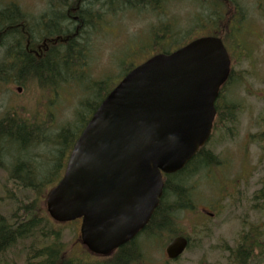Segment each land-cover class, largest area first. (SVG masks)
Wrapping results in <instances>:
<instances>
[{"label":"rangeland","instance_id":"374dc122","mask_svg":"<svg viewBox=\"0 0 264 264\" xmlns=\"http://www.w3.org/2000/svg\"><path fill=\"white\" fill-rule=\"evenodd\" d=\"M9 1L15 2L32 19L46 12L50 3L49 0ZM234 1L240 9L238 20L241 27L237 39L245 45L248 53L247 57L241 53L238 61V57L233 56V79L236 86H232L230 93L232 100L240 107V112L236 124L226 123L223 131L218 127L205 147L213 151L220 164L210 169L207 176L200 169L201 173L198 172L187 182L198 211H187L179 216L176 227L179 232L189 236L190 245L177 262L169 264H229L232 262L231 249L239 244L240 236L248 231L258 232L260 245L256 250V260L250 264H264V211L258 210L253 201V194L264 179V155L259 145L252 143L251 139V136L264 130V0ZM215 3L217 7L214 8L212 0H167L160 4L161 14L156 17L144 14L141 9L138 11L140 13L124 10L115 17L106 18V23L99 24L91 38L92 49L85 59L84 68L80 71L78 68L71 74L63 72L64 79L68 77L67 82L60 81L49 88L33 82L21 92L17 91L16 86L0 84V118L14 108L21 117L42 121L41 127L50 135L44 132V139H54L55 133L69 123L73 129L65 144L69 147L81 126L80 122L74 120L79 104L84 101L93 106L104 92L119 82L125 68L139 64L151 54L149 51L144 52L143 47L154 28L167 24L166 21H175V28L182 33V37L178 36L171 47L182 44L192 36L205 35L208 30H201L198 25H203L208 15H213V18L217 17L215 14L221 15L218 12V0ZM228 19L224 26L234 28L235 19H230V22ZM89 40L90 36L84 44L86 50ZM228 48L232 50L231 46ZM55 80L53 76L52 82ZM89 111L90 108L87 109ZM87 112L83 115H87ZM4 148L9 157L3 155L0 159V215L11 220L15 210L24 209L38 198L32 189L24 188L20 182L17 185L10 179L14 168L32 167L39 171L43 175L39 181L43 184L41 192L44 195L61 178L67 152L51 145L39 146L36 151L28 146L26 153L20 151L16 144ZM259 157L263 160L257 159ZM32 180L29 174L25 181ZM228 193H231L229 198L223 200L222 196ZM39 205L44 217L48 218L44 202ZM203 208L209 214L204 213ZM51 226L60 234L65 252L84 256V248L76 245L79 223H51ZM139 241L142 244L145 242L143 239ZM30 245V240L24 242L25 247ZM166 245L165 237L146 241L143 246L145 260L140 264L168 262L165 256ZM4 258L9 260V264H24L25 255L21 246H14ZM85 261L99 263V260L89 256H86Z\"/></svg>","mask_w":264,"mask_h":264},{"label":"water","instance_id":"95a60500","mask_svg":"<svg viewBox=\"0 0 264 264\" xmlns=\"http://www.w3.org/2000/svg\"><path fill=\"white\" fill-rule=\"evenodd\" d=\"M219 38L202 37L130 70L78 136L45 199L50 219L81 220L80 243L108 256L144 229L163 192L162 174L183 169L208 141L214 103L229 76ZM187 241L167 246L177 259Z\"/></svg>","mask_w":264,"mask_h":264},{"label":"trees","instance_id":"16d2710c","mask_svg":"<svg viewBox=\"0 0 264 264\" xmlns=\"http://www.w3.org/2000/svg\"><path fill=\"white\" fill-rule=\"evenodd\" d=\"M49 1L48 10L37 19H32L31 16L23 13L15 2L0 0V84L8 86L5 81L11 77L12 72H17V76L24 78L26 70L30 74V81L25 83L23 79H18L17 86L26 88L35 82L39 86L49 88L60 81L61 83L67 82L68 77L64 79L63 72L71 74L78 68L79 71L84 68L85 59L88 58L92 49L91 38L99 24L106 23V11H108V17H115L118 12L133 13L142 9L141 12L144 14L149 13L150 16L156 17L161 14L160 4L167 0H80L81 8L78 14L74 9L77 4L76 0ZM215 1L212 0L214 8L217 7ZM235 2L234 0H218V7L223 9L220 12L221 15L215 14L217 17L214 18L213 15H208L204 24L198 25L199 29L208 30V32L200 36L219 37L224 44H227L228 39L233 36L234 29L231 26H224V23L228 19V6H234ZM230 19L232 18L227 21L230 22ZM165 23L167 24H161L149 33L143 50L144 52L149 51L151 54L141 62L157 53H169L170 50H175L198 37L192 36L182 44L171 47L178 36L182 37V33L180 34L175 28V21H166ZM89 36V47L86 50L84 44ZM230 56L233 59L231 52ZM133 67L125 68L123 76ZM53 76L56 77L54 82H52ZM115 85L104 92L93 106L84 101L79 104L80 107L75 113L74 120L80 122L81 126L79 132L71 139L69 147L65 146L71 136V130H73L69 123L55 133L54 139H44L42 138L44 132L48 136L50 135L41 127L40 122L42 121H31V124L27 121L28 127H26L25 118L21 117L14 108L9 110L0 118V159L3 155L9 157L3 149H5L4 146L10 144H16L20 151L25 153L28 146L35 151L43 145L57 146L67 152V159L74 142L91 115ZM222 90L223 88L220 92ZM89 108L88 113L87 109ZM236 108L240 110L238 105ZM215 110L217 113L219 112L218 106L215 107ZM85 112L87 115L84 116ZM219 124L220 116L215 120L214 130L218 129ZM34 131L36 132L33 137ZM251 139L252 143L259 145L262 155H264V130L251 136ZM219 164L220 160L213 151L201 148L183 169L164 177L162 197L142 233L145 239L160 240L165 237L167 244L177 236L189 239L188 235L179 232L176 227L181 214L187 211L191 213L198 211L193 204V192L187 186V182L194 178L198 172L201 173L200 169H203L204 175L207 176L210 169ZM29 174L32 176V182L25 181ZM42 176L32 167L30 169L26 167L14 168L13 174L10 176L15 184L20 185L21 183L24 188L32 189L38 194V198L31 201L24 209L15 210L11 220L0 215L1 263L9 264V260L4 257L14 246H21L22 253L25 255L24 264H89L85 261L87 253L84 256H78L70 251L65 252L64 245L60 242V234L53 229L51 220L45 218L44 212L41 211L42 209L40 210L39 203H43L46 196L41 192L43 184L39 178ZM255 198L264 201V179L259 184ZM262 203L264 204V202ZM199 217L202 218V215ZM258 238L257 231L244 232L240 236L239 244L230 251L231 254L237 255L233 258L237 264H247L250 259L255 257V250L260 247ZM27 240L31 241L29 247L24 246V242ZM135 252L136 250L130 246H122L115 252L116 255L113 258H105L103 263L94 264H133L136 262L132 261L135 260L133 258Z\"/></svg>","mask_w":264,"mask_h":264},{"label":"flooded vegetation","instance_id":"af4514ba","mask_svg":"<svg viewBox=\"0 0 264 264\" xmlns=\"http://www.w3.org/2000/svg\"><path fill=\"white\" fill-rule=\"evenodd\" d=\"M80 4H81L80 0H77L76 7L74 8L76 10L77 14L80 12L79 11L80 8H81L80 7ZM230 5H232V4H230ZM236 6H237V4H236ZM236 6H235V3H234V6H231V7L228 6V8H227V14L230 15V18L235 19V20H233L234 21L233 36L228 39L227 43H228V46H231L232 47L233 56L234 57H238L236 59V61H238L239 58H241V55H240L241 53L245 57L248 56L247 55L248 53L246 54V51L247 50H246L245 45L244 44H241L240 41H238V39H237L238 32H239V28L241 26L239 25V20H238V16H240V12H239L240 9L238 8V6L237 7ZM230 9H231V12H230ZM218 10H219V12H221V10H223V9H221L220 7H218ZM105 14H106V18H108V11H106ZM75 19H77V18L75 17ZM222 29H223V27H222ZM224 46H226V49H227V44H224ZM227 51H228V49H227ZM228 54H229V52H228ZM229 56H230V54H229ZM230 62H231L230 75L228 77L227 82L223 86L222 92L219 93L218 98L216 99V102H215V105L218 106V109H219V112L218 113L216 112L215 120L218 118V116H220L219 128L222 131L226 128V123L232 124V125H235L236 124V117H237L238 113L240 112V110L238 108H236L235 101H233L232 98H231L230 89H232V86H236V83H235V81L233 79V62H232V59L231 58H230ZM18 79H23L24 82L27 83V82L30 81V74H28L27 73V70H26L24 78H20L19 76H17V72H12L11 73V77H8L5 82L8 84V86H16L17 87V91L21 92L22 89H23V87L16 85L18 83L17 82ZM25 120H26V127H28L27 121L28 122H31V118H27V116H25ZM213 133H214V131H212V134ZM223 137H224V134H223ZM257 159L263 160V158H260V157L257 158ZM255 193L256 192H254V194H253V197H254L253 198V201L261 207L262 210H260V211H264V204L262 203L264 201L263 200L256 199L255 198ZM230 194L231 193H228L227 195L224 194L222 196V199L223 200L228 199L229 198L228 196ZM202 211L204 213L209 214L204 209ZM137 239L138 238L129 241L124 246H130L131 248H134V250H136V252L133 254V258L136 259L135 261H137V264H140V262L143 261L140 258L143 257L142 252H144V250H143V244L144 243L142 244V242H140ZM188 245H189V240H188ZM256 250H255V253H254L255 254V257H253L252 259H250L247 264H250V263H252V262H254L256 260V256H257ZM115 255H116L115 253L112 254V255H110L108 257V259L113 258ZM230 256L233 259L237 255L230 254ZM108 261H110V260H108ZM175 262H177V260L176 261H173V262H170V261L166 262V261H164V264L175 263ZM229 264H237V263L235 262V259H233V261L232 262L230 261Z\"/></svg>","mask_w":264,"mask_h":264}]
</instances>
